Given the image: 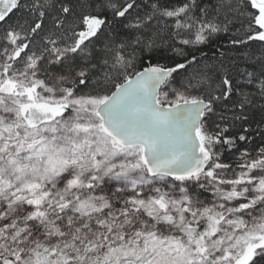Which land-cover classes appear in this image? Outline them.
Returning <instances> with one entry per match:
<instances>
[{"label":"snow or ice","instance_id":"snow-or-ice-1","mask_svg":"<svg viewBox=\"0 0 264 264\" xmlns=\"http://www.w3.org/2000/svg\"><path fill=\"white\" fill-rule=\"evenodd\" d=\"M0 264H264V0H0Z\"/></svg>","mask_w":264,"mask_h":264}]
</instances>
